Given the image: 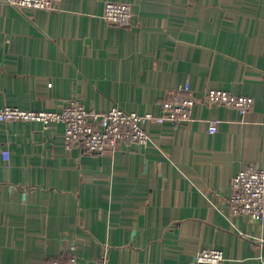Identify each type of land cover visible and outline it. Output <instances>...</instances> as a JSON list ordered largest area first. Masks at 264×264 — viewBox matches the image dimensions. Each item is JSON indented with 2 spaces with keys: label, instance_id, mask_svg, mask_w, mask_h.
<instances>
[{
  "label": "crops",
  "instance_id": "crops-1",
  "mask_svg": "<svg viewBox=\"0 0 264 264\" xmlns=\"http://www.w3.org/2000/svg\"><path fill=\"white\" fill-rule=\"evenodd\" d=\"M107 1L0 0V107L161 115L187 82L255 105L198 103L186 123L146 122L152 144L103 153L68 147L60 122L0 121V264H194L208 247L264 264V217L229 207L237 173L264 165V0H111L131 4L129 26Z\"/></svg>",
  "mask_w": 264,
  "mask_h": 264
},
{
  "label": "built area",
  "instance_id": "built-area-1",
  "mask_svg": "<svg viewBox=\"0 0 264 264\" xmlns=\"http://www.w3.org/2000/svg\"><path fill=\"white\" fill-rule=\"evenodd\" d=\"M23 8L59 9L60 0H8ZM105 20L112 24L129 26L134 22V13L128 2L107 1L103 13ZM164 112L161 115L152 112L139 113L126 110L120 105L100 112L88 109L82 100L71 98L62 110H36L18 106L0 107V121L22 120L38 121L45 126L53 122L64 125L65 142L68 147L83 146L89 152H115L121 144L137 143L149 145L153 139L145 127L146 122H164L166 119L175 123H186L193 117L196 104H222L237 108L246 113L255 105V98L238 95L226 89L210 88L197 93L187 82L175 91H169L164 98ZM218 119L209 120V131L218 130ZM6 160L9 150H3ZM233 191L229 198L231 214H248L252 218L264 217V165L241 169L234 177ZM75 249V248H74ZM76 253L60 259L46 260L44 264H77ZM225 252L219 247L202 248L196 252L194 264H223Z\"/></svg>",
  "mask_w": 264,
  "mask_h": 264
}]
</instances>
